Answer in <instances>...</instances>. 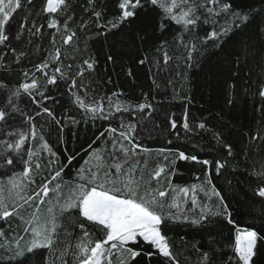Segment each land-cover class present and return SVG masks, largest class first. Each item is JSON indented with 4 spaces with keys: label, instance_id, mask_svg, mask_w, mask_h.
Returning a JSON list of instances; mask_svg holds the SVG:
<instances>
[{
    "label": "trees",
    "instance_id": "trees-1",
    "mask_svg": "<svg viewBox=\"0 0 264 264\" xmlns=\"http://www.w3.org/2000/svg\"><path fill=\"white\" fill-rule=\"evenodd\" d=\"M193 2L200 6V21L194 29L185 31L180 26L169 24L161 32L160 9L153 10L151 6L141 9L131 22L108 31L107 28L96 27V18L90 15L92 8L87 5V0H69L67 16L72 17L69 27L77 32L70 46L63 45L59 36L53 46L52 30L47 28L46 19L35 16L31 19L35 20L36 25H44L42 34L34 36L25 31L21 40L13 39L8 49L0 46V82L7 85L0 88V107L4 106L8 98H12L25 113V116L17 113L14 120L9 119L7 124H0V136L14 139L16 137L10 138L6 133L26 132L28 139L25 148L30 147L36 153L33 165L35 162L41 164V168L33 171L30 177L34 183L29 185V194L39 191L42 183L52 181L54 173L60 171L61 176L51 182V187L55 189L57 184L60 185L61 203L73 198L75 186L82 183L80 168H88L95 163L92 160L89 165H85V161L90 160V154L99 149L107 157L112 151L111 137L106 129L114 127L119 130L121 122H132L136 124L135 142L141 148L137 149L134 158L129 159V164L135 166L134 176L141 180L142 185H150L153 189L167 187L170 179L175 187L190 188L193 184L207 187L204 176L206 166L178 160L177 153L183 151L188 155H196L200 160L208 159L213 162L212 183L224 196L236 226L264 229V216L259 211L261 198L255 195L257 186L264 183L257 175L264 170V101L258 95L259 88L264 86V33L259 31L260 27H264V0H219L216 11L223 3H230L233 11L248 13L250 19L246 26L233 29L231 39L223 43L222 47L218 46L221 40L205 38L212 31L232 28L234 17L223 12L219 15L209 14L206 8L212 5L207 0ZM36 3L39 5V0ZM117 3L118 0H94L95 11L102 13L99 23L107 24V21L118 16ZM86 7H89L87 12ZM64 18L60 17L61 24ZM82 21L85 26L81 25ZM11 31H17L15 24ZM193 43L196 48L189 61L186 45ZM11 47L25 55L17 61L10 51ZM55 47L61 49V58L56 66L64 69L65 78L60 79L57 85H47L45 88L44 77L35 71L34 66L54 55ZM164 52L170 57L167 64L163 61ZM109 56L112 57L111 61ZM85 59L94 62V69H87L83 64ZM141 59L145 61L143 64L139 63ZM52 67L50 64L49 74ZM81 68L84 70L82 77L76 75ZM25 72L30 73L28 78L23 75ZM32 78L40 81V90L46 91L50 97L43 103L52 110L55 119L45 113L37 116L35 105L30 104L23 94L19 98L12 97V92L20 82H28ZM72 78L77 80V87L69 89ZM73 92L87 103L102 101L105 115L111 113L110 118L94 119L90 113L78 107ZM113 93L117 95L113 96ZM145 101L152 108L144 113H135V119L130 113L115 112L114 105L117 102L122 106L134 107ZM185 112L188 113L190 130L183 128ZM27 113H31L34 118L37 133L34 139L31 137L30 125L24 123ZM172 120L176 122L175 129L171 127ZM201 122L206 125L203 130L197 127ZM101 133L105 135L101 137ZM216 133L220 134L219 141L215 139ZM256 134L262 139L250 138ZM44 142L48 143L55 156L42 148ZM225 143L233 146L232 156H228L223 147ZM142 149H148V152ZM159 149L170 151L161 153ZM27 158L25 151L23 159ZM120 159L123 160L122 154ZM217 159L225 164L219 175L215 170ZM157 166L166 169L159 181L151 179ZM22 169L21 163L15 173L18 175ZM13 174L0 167V182L8 180ZM173 195L175 193L170 191L166 200L171 202ZM191 195L190 191L186 200L179 199L180 209L172 211L193 218L199 216L203 205L207 204L215 210L218 204L214 196L210 193L205 196L198 188V205L193 208ZM48 200L53 202L52 207L59 216L56 194L50 193ZM38 206L39 201H36L32 211ZM11 218L0 219V226H4ZM79 222L87 224L75 214H66L58 220L60 226L53 237L54 247L41 248L35 253L24 250L18 258L0 259V264H21L22 261L25 264H78L72 253L83 235L78 227ZM88 230L93 232L91 228ZM164 232L173 245L179 264H201V253L204 251L209 252L211 264H224L228 255H231L229 244L235 234V227L228 225L221 217H213L210 224L202 228L177 222L169 223ZM31 238L18 236L15 243L11 240L8 253H3V257H15L17 249L14 244L25 247ZM65 248L69 249L67 254L60 257V251ZM138 260L139 264H161L163 258L153 257L151 262L146 257ZM113 264H119L115 256ZM257 264H264V254Z\"/></svg>",
    "mask_w": 264,
    "mask_h": 264
},
{
    "label": "snow or ice",
    "instance_id": "snow-or-ice-1",
    "mask_svg": "<svg viewBox=\"0 0 264 264\" xmlns=\"http://www.w3.org/2000/svg\"><path fill=\"white\" fill-rule=\"evenodd\" d=\"M219 0H207V3L212 7H207L209 14L220 12L229 13L234 17L232 28L222 29L220 32L212 31L208 34L205 40H221L222 43L218 46L222 47L228 39H231L233 29H240L246 26L249 22L248 13L233 11L230 3H223L219 11H216V5ZM87 5L92 8L91 16L96 18L95 24L97 28H107L108 31L121 28L125 22H131L138 15L139 10L152 7L153 10H162L160 14L162 19L159 23L161 32L167 29L169 24H175L182 27L185 31L194 29L199 21L198 15L200 6L195 4L193 0H118L117 8L119 14L113 20L107 21V24L99 23L102 13L95 11L94 0H87ZM89 7L85 8L87 12ZM38 8V10H36ZM69 9V0H39L37 5L36 0H0V46L5 49L9 48L12 40L20 41L25 31L32 35H40L43 32L44 25L37 26L34 19L31 17H44L47 22V28L52 30V43L55 46L56 38L59 36L62 44L70 46L76 39L77 32L70 29L69 23L72 20L71 16H67ZM259 14V13H257ZM64 16L63 24L60 17ZM19 17V19H17ZM207 23V19L204 21ZM31 23V27L29 24ZM15 24L17 31L13 33L11 28ZM85 26V22H81ZM259 31L264 33V27H260ZM105 34V33H101ZM163 42L161 48H163ZM188 47V60L192 59V51L196 45H186ZM11 53L17 61L25 55L24 52H17L15 47H11ZM159 51V49H158ZM61 58V49L55 47L54 55H51L48 60L36 64L35 71L43 75L47 85H57L60 79L65 78V71L62 67L56 66ZM108 59L111 61L112 57ZM170 57L167 52L163 54V61L168 63ZM145 61L141 59L139 63ZM53 65L52 72L49 74L48 68ZM88 70L94 69V62L88 59L83 61ZM71 67L70 65L68 66ZM83 68L77 71V76H83ZM57 74H60L59 77ZM131 74V73H129ZM25 78H28L30 73H23ZM7 87L6 84L0 82V88ZM42 85L36 78H32L28 82H20L15 91L12 92V97L19 98L23 94L28 98V102L35 105L34 111L37 116L41 113L47 114L48 117L55 119V115L51 109L46 107L44 100L49 99L46 91H41ZM69 89L77 87V80L71 79L68 86ZM75 97V103L79 108L86 113H90L92 117L109 119L110 115H105V110L102 101H93L87 103L85 99L72 93ZM116 96L117 93H113ZM258 95L264 101V86L258 90ZM231 103V101H229ZM109 105H112L111 97H109ZM115 112H126L132 114L135 119V113H144L145 110L152 108V105L147 101L139 103L134 107L122 106L120 102L115 105ZM264 110V109H262ZM25 116V113L20 109L16 101L8 98L3 107H0V124H7L9 119H15L16 114ZM188 113L185 112L183 128L190 130L188 124ZM25 124L30 125L31 137H36V127L33 115L27 113ZM59 123V121H57ZM171 127H177L174 120L171 121ZM199 129H205L206 125L201 122L197 125ZM136 124L132 122H121L120 129L109 127L106 132L111 137L112 151L107 157L100 152L99 149L94 150L90 154V160L85 161V165H89L92 160L95 161L90 167H81L79 176L82 183L75 186L73 190V198L64 200L61 203L60 185L57 184L55 189L51 187V182L61 176L60 171H56L52 176V181L42 183L39 191L27 193L29 185L34 183L30 179L33 171H38L41 168L39 162L33 165V157L36 155L32 149L25 148L28 135L24 131H9L6 133L8 137H16L14 139H4L0 136V167L7 171H12L14 174L8 179L7 184H0V219L7 220L10 217L18 216L20 210L26 205L31 206L36 201L39 204L48 203L50 193L56 194L57 203L59 205V216L55 214L53 208L48 209L46 219H41L39 216H33L28 221L26 232H30L32 239L25 244L27 253H35L41 248L54 247L53 237L56 235L57 228L60 226L58 220L66 214H75L82 221L78 227L82 230L80 242L76 243L75 251L72 253L77 259L78 264H113V257H117L119 264H139L138 258L146 257L151 262L153 257H161V264H179L176 255L173 251V245L167 238L164 229L169 223L185 222L193 226L204 227L205 224H210L211 218L221 217L228 225L235 227V234L232 237L229 247L231 255H228L224 264H257V260L264 250V229H256L254 227L241 228L236 226V221L232 218V212L225 201L222 193L217 190L211 179L212 161L208 159L200 160L196 155H188L183 151L177 153V159L181 161H192L206 166L204 176L206 178L207 187L204 185L193 184L191 187H175L169 179L167 187L151 188L150 185L144 186L141 180L135 178L136 171L134 165L129 164V159L137 155V149L141 146L135 142L134 133ZM105 133H101L103 137ZM252 140H260L262 137L259 134L252 135ZM40 139L43 141V137ZM99 139V137H98ZM215 139H221L220 134H215ZM130 145V147H129ZM91 147V146H90ZM228 156L233 155V146L231 144H223ZM42 148L47 150L52 156L56 154L52 152L47 142L42 144ZM27 152V159H23L24 152ZM148 152V149H142ZM170 151L168 149H159V152L164 153ZM122 154L123 160L120 159ZM167 159V157H165ZM71 158L69 159V163ZM23 164L22 171L17 175L15 169ZM225 167L221 160H215L216 174H220V170ZM112 169L115 171L113 172ZM166 169L163 166H157L151 174V179L159 181ZM262 182H264V170L257 173ZM199 188L204 192L205 196H214L218 204L215 210H212L207 204L201 207L199 216L189 218L187 215L174 213L172 209L179 210L181 205L177 201L181 198L187 199L191 191V204L193 208L197 207L198 200L196 191ZM175 193L172 196L171 202L166 198L169 192ZM255 195L261 198L260 213L264 216V183L258 185ZM22 218V217H21ZM89 228L93 232H89ZM95 237V238H94ZM183 239V237H181ZM71 246H69L70 248ZM68 248L60 251V257L67 254ZM199 251V249H197ZM23 254V253H19ZM213 255L215 252L213 251ZM201 264H211L212 258L208 251L201 253ZM21 264H25L24 261ZM66 264V262H65Z\"/></svg>",
    "mask_w": 264,
    "mask_h": 264
},
{
    "label": "rangeland",
    "instance_id": "rangeland-1",
    "mask_svg": "<svg viewBox=\"0 0 264 264\" xmlns=\"http://www.w3.org/2000/svg\"><path fill=\"white\" fill-rule=\"evenodd\" d=\"M8 180L4 182H0V184H7ZM30 187L27 189V193L29 194ZM33 205V204H32ZM32 205L31 206H25L23 209L20 210V214L18 216H13L4 226H0V259H15L20 257L21 254L25 250V247L16 246V253L15 257H3V253H8L10 241L13 240V243L16 242L18 239V236H31L30 232H26L25 228H27L28 221L32 219L33 216H39L41 219H46V213L49 208H53V202L49 200L48 203L42 204L38 206L36 209L32 211ZM53 206V207H52ZM22 217V218H21ZM32 239V238H31ZM17 255V256H16Z\"/></svg>",
    "mask_w": 264,
    "mask_h": 264
}]
</instances>
